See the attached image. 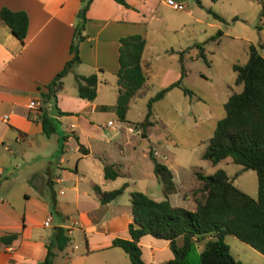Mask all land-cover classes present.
Masks as SVG:
<instances>
[{
  "label": "crops",
  "instance_id": "0c3cea01",
  "mask_svg": "<svg viewBox=\"0 0 264 264\" xmlns=\"http://www.w3.org/2000/svg\"><path fill=\"white\" fill-rule=\"evenodd\" d=\"M84 1L0 0V7L23 10L28 18L23 40L0 18V264H35L44 257L54 226L66 228L69 243L74 241L56 253L55 262L125 264V257L118 251L120 247L113 246L111 241L115 236L130 237L129 194L137 189H130L129 179L123 180L121 184L128 183L124 191L113 200L100 203L94 186L111 189L105 184L130 176L128 166L112 156L109 146L114 141L120 155L125 156L124 144L135 136L130 129L134 123L127 120V112L126 119H118L119 123L109 117L115 113L119 38L140 33L132 24L156 17V0H125L126 4L90 0L85 36L78 42L80 62L62 77L63 87L57 92V106L64 112L54 115L59 122L56 131L44 135L37 118L40 109L28 106L32 99L41 100L39 92L46 89L45 84L71 56L69 46L76 13ZM93 72L97 75L94 99L79 97L74 80L66 86L69 74L74 78L75 74ZM149 135L147 132L145 137ZM157 160L170 169L171 178L162 180L152 164L151 176L156 182L152 180L142 191L154 199L167 197L172 205L193 210L191 189L197 180L186 185L183 175L175 176L171 164ZM109 163H117L121 174L104 178L103 166ZM238 175L237 171L229 175L237 186ZM9 233L16 236L3 241L1 236ZM146 235L138 241L141 256L153 264L152 250L159 247L148 245L152 257L145 259L143 238L151 244L156 242ZM163 243L162 248L167 249L168 241L163 239ZM169 249L164 260L173 256Z\"/></svg>",
  "mask_w": 264,
  "mask_h": 264
},
{
  "label": "trees",
  "instance_id": "16d2710c",
  "mask_svg": "<svg viewBox=\"0 0 264 264\" xmlns=\"http://www.w3.org/2000/svg\"><path fill=\"white\" fill-rule=\"evenodd\" d=\"M116 1L126 4L125 0ZM89 2L85 0L76 13L74 34L69 46L71 56L45 84L46 89L39 92L41 105L37 118L46 136L57 129L59 122L54 115L64 112L57 106V92L63 87L62 77L80 62L78 42L85 36L83 30ZM208 10L214 17L222 19L218 13ZM261 12L264 13V0ZM0 18L23 40L28 24L23 10L0 7ZM145 43L146 39L140 33L126 34L119 38L114 104L119 120L126 119L131 103L147 89V74L151 63L142 57ZM260 46H264V42ZM200 54L203 55V50H200ZM232 67L235 83L242 86L241 90L233 91L223 103L225 113L217 120L201 156L213 163L229 156L242 169L255 170L256 196H251L235 185L223 168L207 174L194 170L197 185L191 189L195 201L193 210L172 205L167 197L157 200L141 190H131L132 221L128 224L130 237L115 236L111 241L113 246H119L128 255L129 264H151L141 256L138 241L144 234L168 241L173 256L161 264H241L224 240L227 234L264 255V56L250 44L247 60L242 64L235 63ZM184 74L185 70L181 66L177 79L149 97L145 117L136 123L141 127V136H147L148 128L153 125L151 104L154 100L162 98L166 91L175 86L185 93H191L189 88L181 84ZM75 83L79 97L94 99L97 83L95 72L88 75L75 74ZM149 156L156 175L162 180H169L170 169L156 159L152 149L149 150ZM120 174L117 163L104 164V178H115ZM127 186V181H124L111 189H101L98 185L94 188L99 202L106 203L119 196ZM15 236L16 233H9L1 236V239L6 242ZM69 240L66 228L54 226L46 241V253L35 264H60L54 261V257L68 245Z\"/></svg>",
  "mask_w": 264,
  "mask_h": 264
},
{
  "label": "rangeland",
  "instance_id": "374dc122",
  "mask_svg": "<svg viewBox=\"0 0 264 264\" xmlns=\"http://www.w3.org/2000/svg\"><path fill=\"white\" fill-rule=\"evenodd\" d=\"M178 1L185 4L181 10L173 8L166 0H156V17L148 22L139 20L132 24L146 39L142 57L150 61L151 67L145 93L138 96L127 111V120L134 123L135 136L124 144L125 156L120 155L114 141L109 143L112 156L128 166L130 176L120 177L115 183L109 181L105 186L112 188L129 179L130 189L142 191L151 185L152 180L156 182L151 176L152 159L148 154V148H151L157 159L171 164L176 177L183 175L186 185L196 181L194 170L207 174L223 168L229 175L237 171L238 187L255 197V170L242 169L229 156L213 163L201 154L217 120L225 113L223 103L233 91L241 90L242 86L235 83L233 64L247 60L250 44L264 56V46H260L264 42L263 0ZM208 9L221 15L222 19L214 17ZM200 50H203V55ZM181 66L185 70L181 84L191 93L175 86L162 98L154 100L151 104L153 126L147 131L150 132L149 138L141 137V127L136 123L145 117L149 97L177 79ZM73 80L75 75L73 78L69 74L66 86H70L69 82ZM109 117L119 123L115 113ZM146 237L156 239V242L151 244L143 238V257L151 258L153 252V264H158L165 259L169 247L162 248L163 239L153 238L150 234ZM224 240L241 264H264L263 254L235 236L227 234ZM72 242L71 239L68 246ZM148 245L159 249L151 252ZM118 251L125 257V264H129L128 255L121 248Z\"/></svg>",
  "mask_w": 264,
  "mask_h": 264
},
{
  "label": "built area",
  "instance_id": "2783aa9c",
  "mask_svg": "<svg viewBox=\"0 0 264 264\" xmlns=\"http://www.w3.org/2000/svg\"><path fill=\"white\" fill-rule=\"evenodd\" d=\"M166 2L172 6L173 8L175 9H183L185 4L183 1H178V0H166ZM40 105H41V100H38V99H32L29 101L28 103V106L31 107V108H35V109H39L40 108ZM4 119L7 118V115H4L3 116ZM108 123H111V121L109 120ZM130 129L132 130L133 128L130 127ZM44 224L47 225L48 224V219H46L44 221Z\"/></svg>",
  "mask_w": 264,
  "mask_h": 264
}]
</instances>
